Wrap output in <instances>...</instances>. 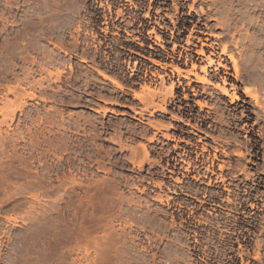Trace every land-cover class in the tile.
<instances>
[{"label":"rangeland","instance_id":"obj_1","mask_svg":"<svg viewBox=\"0 0 264 264\" xmlns=\"http://www.w3.org/2000/svg\"><path fill=\"white\" fill-rule=\"evenodd\" d=\"M221 44L232 50L240 78L224 76L218 67L201 71L202 63L194 72L224 76V88L232 93V85L240 100L244 87L264 95V0H0V264H225L219 242L228 234L215 225L225 214L242 220L252 201L236 215L184 197L181 186L206 187L182 179L180 165L167 173L162 154L186 137L182 122L173 119L180 117L179 104L167 106V114L156 112L159 99L142 103L128 91L140 92L141 79L152 72L164 75L151 62L169 64L163 50L174 46L197 59L195 49L208 55L210 45ZM133 75L141 82L131 84ZM209 81L204 88L213 97L197 100L234 110L238 126L232 132L242 147L241 156L231 147L218 159L241 170L247 183L264 180V135L254 138L250 131H264V115L254 125L252 103L230 104L222 84ZM168 85L166 78L157 85L160 98ZM147 121L166 126L152 143L139 134L153 135ZM200 128L189 135L193 144L228 147V135ZM206 189L226 197L221 189ZM178 204H188L191 214ZM257 214L264 217V209ZM258 231L250 229L255 237L243 251L244 264H264V232ZM233 250L234 264H241L236 244Z\"/></svg>","mask_w":264,"mask_h":264},{"label":"bare ground","instance_id":"obj_2","mask_svg":"<svg viewBox=\"0 0 264 264\" xmlns=\"http://www.w3.org/2000/svg\"><path fill=\"white\" fill-rule=\"evenodd\" d=\"M118 13H119L118 16L121 18V20H123V15L121 11H119ZM197 40L201 43L203 42V40L201 39H197ZM241 42H243V39ZM186 44H188V40L186 41ZM195 50L196 51L194 53L201 57L194 59L193 57L188 55L184 56L183 53L177 51V49L174 46L170 50V52H168L167 50H163L162 57L165 60H170V63L161 64L160 61H156V60H152L151 62L154 65L161 66L163 70L166 71L164 75L161 76L158 73L152 72L150 73V77L148 78L145 77L141 79L142 83L140 85V92L137 93L135 90L130 88H128V91L132 92L133 95L132 97L135 100L142 103H145L146 101H150V103L153 104V101L155 99H159L158 101L159 103L153 105V110L164 114H167V106H174L176 103H178L179 106L177 110L180 117L179 118L173 117V119H175V121L182 122V124L186 126L188 129H192L194 131L200 132L201 130L200 127H206L208 131L218 133L219 136L228 135V138H226L227 139L226 144L228 145V147H226L225 149L218 148L217 146L212 147L206 144L197 146L193 144L192 141L188 139V137H184L180 139L181 141L179 140L182 143V146L173 145L171 149L165 152L163 151L164 153L162 154V156L166 157L165 163L167 165L168 174L173 175L174 172L176 171L175 169H177L175 166L180 165L179 169L182 170V172L180 173L182 179H190L196 184L198 183L199 186L205 185L206 188L211 187L214 190L221 189L224 193H226V197L224 198L222 197V194L219 191H210L206 188L201 189L190 186H181L179 188V191L182 192L181 194L184 197L193 198L197 202L200 201V205L216 207L222 211H227V210L230 211L233 209L232 211H234V214L236 215L240 210H245V208H243L244 203H248L252 201L246 207L249 208V211L247 213L246 212L241 213L243 217L242 220L240 218H235L234 216L230 220L228 215L225 214L223 215L225 216L223 217L225 218V221L222 222V225H219V223L218 225H215V228L217 230L221 228L223 231H225L228 234V236H225L227 237L226 240H223V242L221 241V243L219 242V244L222 247H224L223 254L221 253V255L223 256L222 258L225 261L224 263L234 264L233 257L230 256V254H232V252L234 251L233 246L236 244L240 251L238 252L237 256L239 257L241 264H244V261L242 259L243 251L247 247L248 243L251 241V238L255 237L254 233L250 232V229L258 226L260 228V231L258 232L261 231L264 232V217H261L257 214V212L261 213V210L264 209V201H263L264 193L259 192V188H262V185H264V180L259 176H257L254 179L253 177H251L249 181L250 183L249 185V183H247L248 182L247 175H244L242 179H240L239 176L241 175L240 174L241 170L238 171L231 170L234 168L231 166L229 167L227 163L218 159L219 157L217 156V153L221 152L223 156H226L228 155L227 148L230 149L231 147L234 148V150L231 151V153L234 156H241L242 154L241 152L242 147L240 145V142L237 141L236 135H233V132L237 130L236 127L238 126L235 123L236 120L233 119L235 114L230 113L234 110L233 109H231V111L227 110L226 111L227 114H225L226 113L224 111L225 109L219 106L220 105L219 101L214 102L212 105H208L206 102L198 101L197 98H202L203 100H207L213 97L211 93H209L207 89L204 88V85H208V84L210 85L211 83L209 80L216 79L222 84L220 88L221 94L223 95V97L229 99L228 102L230 104L236 105V103L242 102L244 105L245 104L247 105L249 103L250 104L252 103L253 107L256 109L255 110L256 113L254 114L255 123L253 124L257 125L259 119H262L261 115H264V104H263L264 100L261 99L262 97H264V95H262L260 92H257L255 89L253 90L249 87H244L242 90L244 100H240L239 96L236 93V90L232 85H230V87L233 90L232 93H229V91H227L224 88L226 84V79L224 76H232L236 80L240 78L239 75L240 71L235 56L232 53V50H230L226 44L218 45V48H215L213 45H210L208 55H204L202 48H200L199 50L197 49ZM186 51L189 50L186 49ZM94 58H96V56L93 57L91 60H93ZM80 61L85 63L86 62L85 57H82ZM197 63L204 64L203 67H199V69L204 72L206 71L205 67L207 68L213 67L215 69L217 67L221 68L223 71L222 74L224 76H219V74H217L216 76L210 75L209 77L206 75L199 76L197 75V73L194 72L195 68L197 67L196 66ZM229 65H231V68H229ZM188 66H190L191 69L189 70L183 69V67L187 68ZM230 69H232L233 75L229 73ZM95 72L97 75L101 76L102 78L114 83L117 87L119 88L122 87L116 80L108 77L105 74V72H103L102 70L95 69ZM167 72H169L173 76L176 75L178 80L173 81L171 76H169ZM248 76L252 77L253 74L248 73ZM191 77H193L194 80H191L190 79ZM165 78L168 79L169 85L164 89L165 95L160 98L157 95L159 93L158 91L159 89L157 88V85H163V83L165 82ZM180 79L186 80V83H183ZM157 80L160 81L159 84H157ZM136 81H140L138 76H135L131 84L136 85L137 84L135 83ZM194 83L202 84V85L201 87H199L197 85H194ZM174 90H181V94L178 96H174L173 93ZM168 96L170 97L168 98ZM245 99H249V102H245ZM191 102L198 107V111L196 114L194 113V109H193L195 106H193ZM204 108H206L208 111L204 112L203 111ZM244 111L246 112V115H244L243 117L249 119L248 118L249 110L247 108H244ZM133 112L134 114H137V112L134 109ZM228 116L230 117V119L227 118ZM130 118L138 120L135 116H131ZM216 124L220 125V127H223L226 130L217 129V127L215 126ZM147 126L153 130V135L145 139L147 130H143V132L139 134L140 136H142L140 138L148 143H152L153 141H155L156 133H158L160 129L166 127L164 122L159 123L153 121H147ZM244 126L245 128H247L248 131L247 125ZM247 131L246 133H248ZM250 131L252 133L251 137L254 138L256 136L261 138L264 135V131L262 127H258L256 131L253 129ZM185 133L186 136H188L187 134L189 132L188 133L184 132L182 134ZM247 143L250 147L254 149L257 148L258 141H254L250 139L248 140ZM142 150L144 153L143 156L144 159H147L149 157L150 152L147 151L145 146H142ZM244 150L247 151L246 147H244ZM192 154H194V158L191 160ZM169 162H173V163L175 162L174 166H172ZM226 169H229V171L228 174L225 175L224 171ZM174 182L179 183L180 180L176 178ZM195 183L194 185H196ZM257 202H261L260 205ZM177 206L182 209L185 208L184 206H181L179 204ZM188 206L189 205L186 204V208L184 210H187L189 214H191L192 209L187 208ZM227 207H229L230 210L227 209ZM186 221L187 219L183 220L184 223H187ZM245 227L247 229H245ZM255 245H258V243H255ZM221 246L219 247L221 248ZM222 258H220V260ZM222 262L223 261H221V263Z\"/></svg>","mask_w":264,"mask_h":264},{"label":"flooded vegetation","instance_id":"obj_3","mask_svg":"<svg viewBox=\"0 0 264 264\" xmlns=\"http://www.w3.org/2000/svg\"><path fill=\"white\" fill-rule=\"evenodd\" d=\"M191 103H192V102H191ZM192 105H194V103H192ZM183 126H184V125H183ZM184 128H186L187 130L181 132V134L184 133V132H187V133L189 132V133L187 134L188 136H186V133H185V134H182V135H185L186 137H188V139H189V135H190V134H193V131H194V130H192V129H188L186 126H184Z\"/></svg>","mask_w":264,"mask_h":264}]
</instances>
